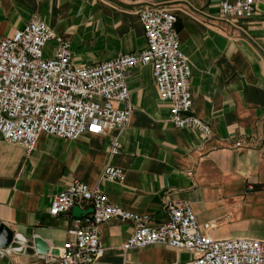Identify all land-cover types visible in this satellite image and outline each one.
Masks as SVG:
<instances>
[{
	"label": "crops",
	"instance_id": "crops-1",
	"mask_svg": "<svg viewBox=\"0 0 264 264\" xmlns=\"http://www.w3.org/2000/svg\"><path fill=\"white\" fill-rule=\"evenodd\" d=\"M154 6L176 15L190 65L192 111L208 123L211 137L169 122V104L159 98L150 64L128 70L132 112L121 129L87 130L76 139L41 133L30 152L0 134V226L12 233L7 246L14 248L0 264L58 256L78 217L72 210L52 215L49 206L74 179L152 224L167 218V197L188 202L198 223L209 224L201 232L214 239L264 241V0L235 24L220 16L219 0H0V37L36 13L69 41L74 65L97 64L144 48L138 12ZM54 46L50 40L44 54L51 56ZM114 139L121 150L112 155ZM106 165L123 168L124 181L101 178ZM134 227L131 220L103 223L104 253L88 264H192L190 252L160 244L123 250ZM36 238L47 252L36 251Z\"/></svg>",
	"mask_w": 264,
	"mask_h": 264
},
{
	"label": "built area",
	"instance_id": "built-area-1",
	"mask_svg": "<svg viewBox=\"0 0 264 264\" xmlns=\"http://www.w3.org/2000/svg\"><path fill=\"white\" fill-rule=\"evenodd\" d=\"M258 0H219L220 16L231 24L248 19ZM145 46L103 62L76 66L68 40L56 34L35 13L11 36L0 37V134L4 141L18 143L30 152L41 133L76 139L85 131L105 133L129 122L132 103L127 86L128 70L152 66L160 100L169 104V122L177 128H192L203 139L212 130L192 111L190 65L180 48L176 15L157 6L139 10ZM53 40V54L44 47ZM236 146L241 143L237 141ZM121 144L114 139L110 154ZM191 174V171H187ZM101 178L122 183L123 168L106 165ZM75 205L92 211L74 220L68 240L58 256L27 264H88L104 253L100 227L111 219L131 220L135 227L122 244L123 250L160 244L193 255L192 264H264V241L250 238L214 239L201 232L188 202L163 200L167 218L152 224L140 215L112 204L98 187L74 179L51 200L49 213L63 214ZM12 246H0V259Z\"/></svg>",
	"mask_w": 264,
	"mask_h": 264
},
{
	"label": "water",
	"instance_id": "water-1",
	"mask_svg": "<svg viewBox=\"0 0 264 264\" xmlns=\"http://www.w3.org/2000/svg\"><path fill=\"white\" fill-rule=\"evenodd\" d=\"M71 210H72V214L76 217H81L82 215L92 211L90 207L88 208L87 211H84L78 205L73 206ZM6 230L8 229L5 226L3 225L0 226V246L2 247L7 246V244L10 242L12 238L11 232L7 234L8 235L7 238ZM34 246L37 252L43 253L48 251L46 245L39 238L34 239Z\"/></svg>",
	"mask_w": 264,
	"mask_h": 264
}]
</instances>
